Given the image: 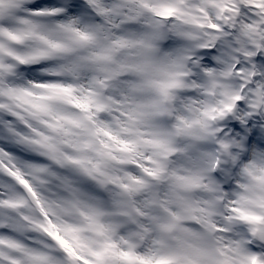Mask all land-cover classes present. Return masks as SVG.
Returning <instances> with one entry per match:
<instances>
[{
    "label": "snow or ice",
    "instance_id": "1",
    "mask_svg": "<svg viewBox=\"0 0 264 264\" xmlns=\"http://www.w3.org/2000/svg\"><path fill=\"white\" fill-rule=\"evenodd\" d=\"M0 264H264V0H0Z\"/></svg>",
    "mask_w": 264,
    "mask_h": 264
}]
</instances>
